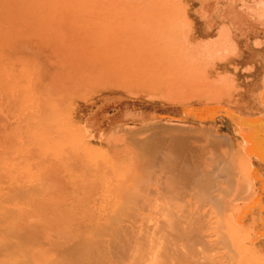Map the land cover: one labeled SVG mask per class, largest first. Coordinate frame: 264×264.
Segmentation results:
<instances>
[{"label":"bare ground","instance_id":"obj_1","mask_svg":"<svg viewBox=\"0 0 264 264\" xmlns=\"http://www.w3.org/2000/svg\"><path fill=\"white\" fill-rule=\"evenodd\" d=\"M204 2L180 0L182 53L160 72L151 49L138 47L124 33H111L112 38L111 31L105 34L114 20L107 15L114 10L94 11L108 1L0 0L1 169L18 161L8 153L11 147L47 140L61 126L38 78L46 67L10 55V46L20 48L26 38L41 44L42 57L47 53L63 59L66 74L73 68L78 82L92 76L87 85L109 87L117 96L147 93L165 99L149 109L122 96L113 103L106 97L115 113L109 117L99 108L88 119L87 126L96 133L87 142L100 151L105 147L109 155L88 163L93 168L82 187L56 176L63 161L81 149L79 141L60 151L47 148L35 163L43 174L51 173L44 175L45 183L17 186L0 179V205L16 201L15 208L0 206V233L6 235L0 238V264H216L218 258L208 253L216 230L233 241L244 234V241L232 249L238 261L264 264V0L223 10ZM49 29L54 32L48 34ZM59 41L63 43L57 46ZM46 59L62 65L60 59ZM29 72L37 74L28 88L39 102L31 104L30 99L26 105L19 81ZM59 79L53 80L50 92L64 85L58 86ZM144 116L149 123H132ZM143 156H150L147 165L159 167L155 173L152 169L155 182L149 176L148 183H129L144 169ZM120 167V175L104 173Z\"/></svg>","mask_w":264,"mask_h":264},{"label":"rangeland","instance_id":"obj_2","mask_svg":"<svg viewBox=\"0 0 264 264\" xmlns=\"http://www.w3.org/2000/svg\"><path fill=\"white\" fill-rule=\"evenodd\" d=\"M105 1H108V3L104 9L99 7L100 8L99 10L94 11V12H100L101 14L102 13L108 14L107 12L110 11V9H109L110 7H111V10H114V11H110L109 16L107 15V17L113 18L114 22L112 21V26H110V29H108L105 32V34L109 35V32L111 31L109 37L112 38V37H114V35H115V37L123 36L122 33H124V35L127 34L128 37L133 39V41L135 43H137L138 47H142L143 49H151V55L153 56L152 58H154L153 60H155L157 62V64L160 63V64H158V68L155 69L156 71L159 70L160 72H164L167 68V65H168L170 58H174V57L178 58L181 55L182 44H183V36H182L183 34H182V30H181L182 21H183V13L180 10V6H181L180 0H175V1L174 0H131V2H128L127 0H112V1L111 0H105ZM118 1H120V3ZM204 1L205 2L203 5L209 6V7H211L213 5L212 8H215V10L226 9L231 4L233 5V7L235 9H239V7L244 6L245 3L247 4V5L245 4L247 7L255 6V4L252 2L253 0L252 1L251 0H245V2L243 0H204ZM132 2H134V3H132ZM239 3H240V6L238 5ZM126 4H128V6ZM144 4H146L147 6L145 5L146 6L145 7ZM125 5L127 6V8H129L131 10L126 11L127 8ZM89 6H87V10L89 9ZM108 9H109V11H108ZM103 11H105V12H103ZM127 12H129V13H127ZM118 13L120 14V17H118L119 16ZM117 17H118V19L121 18V20L120 19H119L120 21L117 20ZM115 21L117 22L116 24H115ZM137 25H138V27H137ZM136 29H138V30H136ZM5 30H7L6 31V33L8 32L7 34L12 35L9 28H6ZM52 31H53L52 29H49L48 34H50ZM55 31L58 32L59 34H61L62 28L57 27ZM114 32H120V33L115 34ZM111 33H114V35H112ZM211 34H212L211 32L207 33L208 36H210ZM50 36H53V34ZM31 40L32 39H30V38L24 39V41H23L24 46H22L20 48L16 47L15 44L11 45L10 48H12L13 51L10 53V55L13 54V56H15L14 53H17L16 56L25 57V62H27V64L29 63V61H31V59H33V61H35V63L46 67L45 70L41 69L42 75H40V77L38 76V78H40L41 85L44 86L46 88V90L48 91L47 94H49V98L51 99V101H49L48 103L55 110L56 115H54V117L57 119V121L58 120L61 121V123H60L61 126L59 129L60 131L47 140H43V139L42 140H36V142H32V144H29V143L27 144V142H26L25 147H22V146L11 147L9 149L8 153L11 156L14 155L15 160L16 161L18 160V161L15 164V166H11L8 169H6V168L1 169L0 168V172H1L0 173V177H1L0 179L2 180L6 177L4 180H8L13 185H17V186L20 183L21 184H23V183L24 184L45 183V181L47 179L45 176L47 174L50 176L51 173L47 172V173L43 174L42 170H38L36 168L35 163L41 159V157L43 156V154L47 150V148H52L54 151H60V150H62V148H65L68 144H70V142H78L79 141L82 143L81 149L77 152L76 155L71 156V157L67 158L65 161H63L62 170L57 171L58 173L56 174V176L57 177L60 176L61 178L66 179L65 182L72 183L73 187H78V186L82 187L83 183L84 184L87 183V174L90 171H92L91 168H93V167L89 168L88 163L96 162L98 159H101V160L107 159L108 155H109V154L105 153V147L100 151L98 146H96V143L89 142V141L87 142V136H89L90 134L96 133L95 129H92V128L87 126L88 119L94 113H96L97 110H100V109L106 110L107 115H109V117H112L113 114L115 113L113 104L112 105L108 104L107 98L110 99L113 103L115 100H118L119 98H121L120 96H122V98H124V99L126 98V99L133 101V102H139L140 104L142 103L141 105H144L143 107H145V108L148 107L149 109H152L153 107H155L156 104L157 105L164 104L165 99H163V97L162 98L159 96L156 97L153 94H147V93H145V94L143 93L141 95L139 94L138 97H132V98L127 97V94H125V93L120 94V96H117L115 94H111V92L108 91L109 87H108V89L107 88H103V89L100 88L99 89L97 86L92 84V82L87 85V82L94 80L95 77L93 78L92 76H89V77L85 78L82 82L76 81L74 79V76L76 75V73H74L73 68L71 70L72 72L71 73L69 72L71 75H69V73H67L73 79H71V78L68 79L69 76L65 72V70H67V67H66V65H64L63 59L58 58L54 55L52 56V54L46 53V57L51 58L54 62H57V60H59V59H60L59 61L62 60L61 61L62 65L59 62H58L59 65L55 64V63H52L50 65L49 63H47V61H44V59L47 60L46 57L43 56L44 59L42 57L43 51H42L41 44H39V42L34 41V40H32L34 42H31V44H30L29 42ZM32 43H34V44H32ZM60 43H63V41H59L57 46H59ZM28 44L30 45L29 47H28ZM21 52L23 53V55ZM123 56H124V58L128 57V53L126 55H123ZM42 66H41V68H42ZM49 69H54L55 70L54 72H56V73H54L51 70L50 71L51 74L54 73L51 75V77H50ZM56 70H58L60 74ZM151 70H154V68H152ZM45 71L49 72V73H46ZM64 72H65V75H64ZM46 74L49 75V77ZM55 74L57 75L58 79L59 78L64 79V77H65L67 80L62 79L63 83H60V82H62V80L60 81V79H59L60 82H59L58 86L61 87L62 84H64V85H62L61 89L59 88V90H55V91L50 92L49 89L53 86V83L55 81L58 82V80H55V79H57V77H55L56 76ZM32 75H33V77L36 76V78H37V74L29 72L28 74H25L23 79H21L23 81H21V80L19 81L20 87L23 89L25 96L27 95L26 97L25 96L23 97V104H26V105H27V103H24V101H26V100L27 101L32 100L31 104L36 103L38 101L37 94L32 93V92L30 94V89L28 88V87H30L31 81H35L34 79H36V78H31ZM66 75H67V77H66ZM41 76H43V78H41ZM44 76H46L45 79H44ZM52 77H54L55 79H52V82H51ZM47 78L48 79L50 78V79L48 80ZM31 79H33V80H31ZM53 80H54V82H53ZM162 81H164V80L159 81V84H163V87H166L165 82L163 83ZM54 85H55V83H54ZM135 85H137V83ZM64 86L65 87L68 86V87L65 88ZM32 94L35 96H33ZM150 95H151V97H150ZM154 96H155V99H154ZM53 98H55V99H53ZM56 99H58V100H56ZM95 100H98L99 103L97 102V104L95 106H91V104ZM160 100H162V101H160ZM28 103L30 104V102H28ZM106 103L108 105H110L111 107L107 106ZM145 103H147V104H145ZM103 106H105V107H103ZM110 109H112V110H110ZM84 110H86L88 112H86ZM162 114H164V113L162 112ZM146 117L147 118L149 117L150 119L152 118V120H150V122H152L154 120L152 116L151 117L146 116ZM143 118H144V120H143L144 122L142 121ZM143 118L142 119L138 118V119L134 120L137 122L132 121V123L138 124V125L146 124V122L149 123L148 122L149 120L145 121V116ZM162 118H163V116L162 117L160 116L158 120H162ZM141 121L143 123H141ZM24 125H27V124H24ZM34 126H35V124L30 126V127H34ZM27 128L29 131L30 130L29 124L27 125ZM28 131H27L26 139H28V135H29ZM117 135H118V137H117ZM119 135L120 134H116L115 138L120 139L121 136H119ZM140 136L141 137L145 136V134H142V135L140 134ZM101 144L103 145V143H99V145H101ZM30 146H32V149ZM33 149H34V151H33ZM161 154H164V152ZM27 155H29L30 157ZM31 155H33V156H31ZM26 156H27V158H26ZM102 157H104V158H102ZM143 157H145V159H143V161L146 162V165L144 166V169L142 168L143 171L140 170L142 173L140 171L137 172V174L135 175V180L132 179L129 183H140V182L148 183V181L151 180L150 177L153 178L150 182H155V181H153L154 177L152 176V172H153V170H154V173L157 172V170H159L158 169L159 167L157 165V169L155 168V166L153 169V166L150 167L149 165H147V164H149L150 156L149 157L143 156ZM161 157H164V155L158 156L159 159H161ZM146 158L149 160H147ZM93 172H97V171L93 170ZM243 172L246 174L249 173L248 170H245ZM261 172H263V178H264V170H262ZM104 173H105V175H108L111 177L114 175H120L121 173H123V168L120 167V168H114V169H106V171H104ZM138 173L140 174V176L137 177V175H139ZM100 174H101V172H97V175H100ZM141 175L143 176L142 178H144V179H141ZM43 176H44V178H43ZM144 176H146V177H144ZM16 177H17V179H16ZM50 177H52V175ZM49 179L50 178H48V180ZM138 180H140V181H138ZM144 180H146V182H143ZM1 184H3V183H0V185ZM18 200L19 199H17V202H18ZM15 203H16V201H15ZM15 203H5L4 202L1 205L4 208L6 207V209H11L12 207L15 208L13 206ZM5 215H7V213ZM9 232L11 235H17L16 231H14L13 229L9 230ZM215 235H217L218 237L220 236V238L221 237L222 238L221 239L217 238V236H215ZM213 236H214L213 240L216 241V243H214V242L212 243L213 244L212 245L213 250H210L208 253H209V256H213V257L218 258V260L216 259L217 260L216 264H226L227 262L225 260H227V259H228L227 264H244L241 260L238 261V257L234 253V250H232V249H234L235 245L237 248L244 241V239H245L244 234L238 235V239L236 237H234V241H233V236H230L228 234L223 235V233L220 230L214 231ZM223 237L225 239H223ZM0 238H6V235H4V233H0ZM220 242H222L223 245L222 244L220 245ZM243 247L245 250L246 249L245 245ZM226 255H229V256L226 257Z\"/></svg>","mask_w":264,"mask_h":264}]
</instances>
